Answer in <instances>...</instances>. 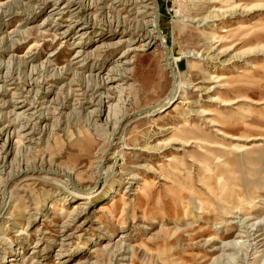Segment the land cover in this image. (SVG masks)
Here are the masks:
<instances>
[{"label": "rangeland", "instance_id": "1", "mask_svg": "<svg viewBox=\"0 0 264 264\" xmlns=\"http://www.w3.org/2000/svg\"><path fill=\"white\" fill-rule=\"evenodd\" d=\"M136 1L0 0V264H264V0L207 3L246 23L214 59L183 21L205 0H159L187 86L161 112L173 79Z\"/></svg>", "mask_w": 264, "mask_h": 264}, {"label": "bare ground", "instance_id": "2", "mask_svg": "<svg viewBox=\"0 0 264 264\" xmlns=\"http://www.w3.org/2000/svg\"><path fill=\"white\" fill-rule=\"evenodd\" d=\"M189 1L193 2L196 0H189ZM197 1H199L200 3L202 2V0H197ZM213 1L214 0H205L206 7H205V10H203L204 15L198 17V15H199V13L197 12L198 8L194 7L193 12L195 13V16H193V17H191L190 15L184 16L183 21L194 22V23H197L198 26L202 27L201 28V32H202L201 36H203L204 40L206 41L207 48L206 47L205 48L207 49V53H209L211 58L214 59L215 54H213V53L220 46H224V45L226 46V44H230V42L234 40L232 38L235 37V35L240 36L242 34V32H244V28L246 26V23L244 20H239V21H236L237 24L233 27H232L231 23L227 24V22H232V20H233L232 17L235 16L237 13H235L231 9H228V10H219L218 9L217 10V9H214L213 7L207 5V3L211 4ZM137 2L138 1H136V0H129V5L133 6L132 9L136 8V6L138 5ZM153 3H154V1H153ZM242 8H243L244 12H246L249 9L248 6H243V5H242ZM151 16L153 18L152 19L153 21L151 24L154 27L155 32H156L154 35H157L158 37H160L159 40L162 41V46H163L164 43H167V40H166V38L163 37V31H162V29H160L161 28V26H160L161 16L159 17V15L156 11L155 4H154V9L151 12ZM222 19H225V21L223 23L219 24L218 22L221 21ZM158 22H159V24H158ZM154 35L152 36L153 38H154ZM78 43H80V42H78ZM232 46L233 45H231V48H232ZM168 50L169 51H168L167 60L169 61L170 65H171V69H172L174 76L176 78L175 91L172 94V96H170L166 101L161 102L164 99L163 98L154 104L156 106V109L158 111L160 110L159 112L165 110L169 106L174 107L180 99L186 97V92H187V90H186L187 86L182 83L180 74H179L177 66H176V61L174 60V58L170 54L171 49L169 48ZM240 56H242L241 53L236 52L231 57L230 61L223 60L221 62L223 64H228L232 60H234L235 58H238ZM165 62H166V53H165ZM167 66H168V64H167ZM251 66H253V65H251ZM240 70L242 71L243 69H240ZM184 87H185V89H184ZM17 102H19V101H17ZM148 107H151V105L147 106V108ZM151 115H153V113L146 114V116H151ZM171 159H172V157L167 158V160H171ZM41 168L45 169L46 171L47 170H54L56 172L66 174L68 176V178H65V179H67L69 181L70 185L73 187H75L74 184L79 183L77 176L73 175L72 172L66 168H58V167L57 168L56 167H41ZM103 171H104V168L101 169V173H103ZM135 179L141 180V179H143V176L140 173H137L135 175ZM86 190L87 189H78V190L75 189L73 193L79 199H90V198H93V196H95L98 192V191H92V190L89 192ZM11 200L12 199L10 198V195H9V198L6 200L5 208L3 207L4 209L0 211V215L5 210L8 209ZM83 246H85V245H83Z\"/></svg>", "mask_w": 264, "mask_h": 264}, {"label": "water", "instance_id": "3", "mask_svg": "<svg viewBox=\"0 0 264 264\" xmlns=\"http://www.w3.org/2000/svg\"><path fill=\"white\" fill-rule=\"evenodd\" d=\"M153 1H154L155 6H156V11H157V13H158V15H159V17H160V16H161V12H160V2H159V0H153ZM158 24H159V22H158ZM158 39H160V37H158ZM162 47H163V49H164V51H165V53H166V63L168 64V69L170 70V72H171V76H172V79H173L172 86H171V88H170V90H169V93H168L167 96L161 101V102H164V101H166L170 96H172V94L174 93V91H175V82H176V78H175L174 73H173V71H172V69H171V65H170V63H169V61L167 60L168 51H169V50H168V49H169L168 44H167V43H164ZM153 109H156V106L148 107V108L145 109V111H147V110H153ZM118 132H119V128L116 130V133L114 134V137H116V135L118 134ZM42 171H46V170H42ZM47 172H48L49 174H55V175H58V176L63 177V178H68V176H67L66 174H64V173L56 172V171H53V170H47ZM74 186H75L76 188H78L77 184H74ZM78 189H80V188H78Z\"/></svg>", "mask_w": 264, "mask_h": 264}]
</instances>
